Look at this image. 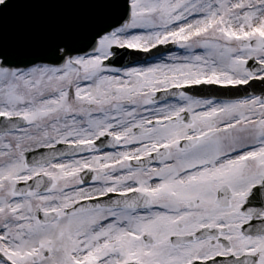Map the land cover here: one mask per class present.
Here are the masks:
<instances>
[{"label": "snow or ice", "instance_id": "6c2138e0", "mask_svg": "<svg viewBox=\"0 0 264 264\" xmlns=\"http://www.w3.org/2000/svg\"><path fill=\"white\" fill-rule=\"evenodd\" d=\"M0 264H264V0H0Z\"/></svg>", "mask_w": 264, "mask_h": 264}]
</instances>
